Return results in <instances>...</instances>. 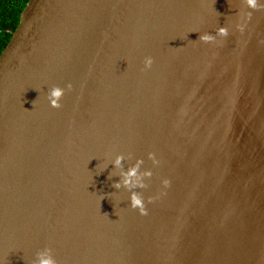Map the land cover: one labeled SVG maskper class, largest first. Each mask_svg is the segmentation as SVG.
Instances as JSON below:
<instances>
[{"label":"water","instance_id":"water-1","mask_svg":"<svg viewBox=\"0 0 264 264\" xmlns=\"http://www.w3.org/2000/svg\"><path fill=\"white\" fill-rule=\"evenodd\" d=\"M10 33L0 264L45 246L58 264H264V5L28 0ZM53 84L72 86L60 108ZM117 153L152 172L146 214L113 186Z\"/></svg>","mask_w":264,"mask_h":264},{"label":"clouds","instance_id":"clouds-1","mask_svg":"<svg viewBox=\"0 0 264 264\" xmlns=\"http://www.w3.org/2000/svg\"><path fill=\"white\" fill-rule=\"evenodd\" d=\"M246 7L251 10L257 9L259 6L264 5V0H245ZM250 15V13H249ZM228 35V27L225 25L218 26L215 34L204 32L200 33L199 40L203 42H212L216 39V36H227ZM124 62V61H121ZM126 63V62H124ZM153 65V57L147 55L143 58V66L144 69H150ZM71 84H67L64 87L60 85L53 84L48 87L46 92V98L51 107L60 108L62 98L65 94L66 89H70ZM148 158L152 160L153 164H157L158 161L155 157L154 153H149ZM126 156L124 154L117 153L110 160L112 165L116 170H118L119 180L114 183V187L116 189L124 188L128 192V202L129 206L135 209H138L141 214H146V208L144 205V197L143 194L137 189L144 188L146 185L144 183L145 177H150L152 172L150 169L141 170V165H143V159H136L134 163L125 169L122 167V161H125ZM98 167V166H97ZM104 167V166H103ZM103 167L99 168V171L103 170ZM170 182L165 178L162 180V184L167 187ZM31 264H58L55 255L53 254V250L50 247H43L38 249L34 258L31 261Z\"/></svg>","mask_w":264,"mask_h":264},{"label":"trees","instance_id":"trees-1","mask_svg":"<svg viewBox=\"0 0 264 264\" xmlns=\"http://www.w3.org/2000/svg\"><path fill=\"white\" fill-rule=\"evenodd\" d=\"M28 0H0V53L11 38L19 16Z\"/></svg>","mask_w":264,"mask_h":264}]
</instances>
